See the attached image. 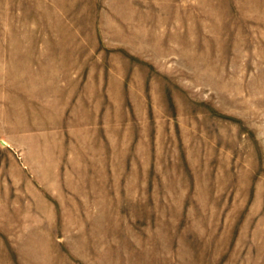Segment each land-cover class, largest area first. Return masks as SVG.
<instances>
[{
  "label": "rangeland",
  "instance_id": "374dc122",
  "mask_svg": "<svg viewBox=\"0 0 264 264\" xmlns=\"http://www.w3.org/2000/svg\"><path fill=\"white\" fill-rule=\"evenodd\" d=\"M0 264H264V0H0Z\"/></svg>",
  "mask_w": 264,
  "mask_h": 264
}]
</instances>
